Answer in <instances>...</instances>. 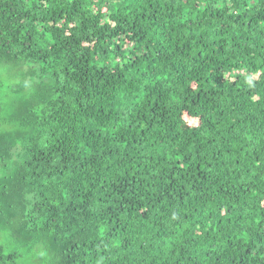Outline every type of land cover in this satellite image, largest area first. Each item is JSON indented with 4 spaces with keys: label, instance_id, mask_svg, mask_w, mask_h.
Instances as JSON below:
<instances>
[{
    "label": "trees",
    "instance_id": "trees-1",
    "mask_svg": "<svg viewBox=\"0 0 264 264\" xmlns=\"http://www.w3.org/2000/svg\"><path fill=\"white\" fill-rule=\"evenodd\" d=\"M0 0V264H264V0Z\"/></svg>",
    "mask_w": 264,
    "mask_h": 264
},
{
    "label": "rangeland",
    "instance_id": "rangeland-1",
    "mask_svg": "<svg viewBox=\"0 0 264 264\" xmlns=\"http://www.w3.org/2000/svg\"><path fill=\"white\" fill-rule=\"evenodd\" d=\"M88 1L89 2L92 1V3L89 4V7H91V5L96 4L98 2H99L98 5H100V4L106 5V3H104V1H106V0H88Z\"/></svg>",
    "mask_w": 264,
    "mask_h": 264
}]
</instances>
